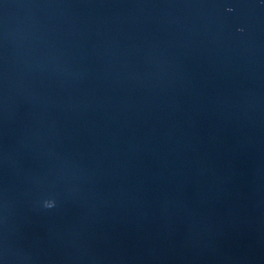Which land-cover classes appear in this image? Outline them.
<instances>
[{
	"label": "water",
	"instance_id": "water-1",
	"mask_svg": "<svg viewBox=\"0 0 264 264\" xmlns=\"http://www.w3.org/2000/svg\"><path fill=\"white\" fill-rule=\"evenodd\" d=\"M0 264H264V0H0Z\"/></svg>",
	"mask_w": 264,
	"mask_h": 264
}]
</instances>
